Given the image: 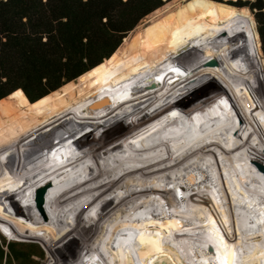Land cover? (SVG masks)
<instances>
[{"label":"bare ground","instance_id":"6f19581e","mask_svg":"<svg viewBox=\"0 0 264 264\" xmlns=\"http://www.w3.org/2000/svg\"><path fill=\"white\" fill-rule=\"evenodd\" d=\"M226 81L225 86H217L216 81L209 78L204 81L205 85L202 82L190 90L183 91L177 97L164 100L162 108L151 111L148 130L143 137L132 139L129 134L131 135L135 130H125L107 137L110 131L89 140L67 162L35 181L25 202L33 204L41 202L48 208L50 206L51 211H53L52 208L55 211L53 207L55 205L59 213L62 212L59 202L63 203L64 210L69 207L71 208L68 212L75 210L72 217L75 224V217L90 216L85 220L84 227H91V230L77 233L90 260L96 253L91 246L94 242L91 239L98 232L96 241L97 238L100 241L105 240L104 244L111 246L112 251L117 254L115 264L125 263L117 251L120 247H122V254L131 259V264H137L133 256L138 258V264H185V260L189 255L193 257L195 251L190 242L192 239H189L190 234L181 230L183 224L175 220V224L172 225L173 221L167 218L174 215L173 217L186 223V228L200 235L199 238L202 240H199V243L201 242L199 247L207 258L216 255V259L220 260H218L219 263L223 264H264V254L260 252L259 243L264 231V213L255 209L254 204L252 205L248 198L249 194L244 184L242 185L243 181L241 184L238 182L237 185L243 192L244 198L246 196L245 199H248V209L237 199L238 193L235 195L229 188L230 182L222 178L229 174L230 179L238 176L240 178L241 171H247L246 177L252 182L251 187L264 211V132L256 119L258 117L264 125V79L247 89L230 94L226 93L230 89V80ZM201 109L204 111L201 112ZM226 113L233 115L237 128L250 150V155L241 146L231 123L226 121ZM123 120L124 117H120L116 122L121 123ZM132 122L136 121L132 120ZM57 142L52 138L40 145L55 148L59 146L56 145ZM234 147L238 148V159H241L239 162H235L237 156ZM201 150L206 153V159L198 155ZM145 156L150 157L152 164L154 163L159 170H157L158 173L170 174L172 186L168 183L169 188L161 187L155 176L146 181L152 183V186L137 180L135 173L143 178L149 171ZM175 167L184 173L186 170L188 171L186 173H190L191 180L185 178L190 181L188 188L180 184L181 178L175 175ZM201 170L205 171L204 178L193 177V174ZM126 176L136 180L133 182L135 184L121 179ZM133 187L138 190L132 189ZM42 188H45V191L41 194ZM220 189L233 201L237 214H226L223 195L214 194ZM36 192L41 195L33 197L31 193ZM47 194L50 195L47 197ZM94 194H96L95 197ZM175 194L183 195L188 202V207H185L184 199ZM89 196L93 202L83 206L82 203ZM128 198L131 200L130 204L125 201ZM177 210L180 211L176 212ZM62 213L61 215L65 218V214ZM112 217L114 222L111 221ZM10 219L17 222L19 219L23 220V215L15 209L0 224L11 235L22 237V234L18 235L20 230L11 225ZM103 221L107 224L100 226ZM69 224L71 226V223ZM113 224H117L121 229L120 233L114 229ZM237 225H243V228L240 227L241 230H238ZM56 226L62 227L60 223ZM84 227L83 229H87ZM155 227H159L160 230L157 228L156 232H152L151 229ZM71 228L73 231L76 229L73 226ZM51 233L53 238L58 240L67 262L60 255L59 258L55 251L49 264H84L83 254H79L77 247L70 251L71 254H65L68 245L73 241L69 240L65 246L63 240H60L69 239L67 228L60 229L58 234L54 231ZM231 233L234 240L231 238ZM130 234L134 238H131ZM138 234L141 243L138 241ZM244 238H246L245 241ZM131 242L137 247H134ZM135 249L138 254L134 255ZM234 250H236L235 253L230 255ZM158 254L166 259L163 263L158 259ZM102 261L99 259L100 263L96 262L103 264ZM201 261L199 264H205ZM92 263L91 260L90 264ZM107 264L111 262L108 261Z\"/></svg>","mask_w":264,"mask_h":264},{"label":"rangeland","instance_id":"374dc122","mask_svg":"<svg viewBox=\"0 0 264 264\" xmlns=\"http://www.w3.org/2000/svg\"><path fill=\"white\" fill-rule=\"evenodd\" d=\"M181 1L183 0H173L172 2L164 5L162 8H160L159 10L151 14L149 17L144 19L135 30H133L132 32L128 34V36L123 40V43L121 44V46L118 48V50L113 54V56L110 59L106 60L103 63V65H101L96 70L90 72L89 74L85 75L82 78H78L66 84L59 91L53 93L52 95L48 97L49 99L54 97L53 99L45 101V102H43V100L39 102H34V103L28 102L23 112L21 113L18 112L16 113L15 116L8 118V119L6 117L7 114L3 115L5 116L3 117L4 119L0 116V119L2 121L1 122L2 128L0 129V165H2L5 161L10 160L13 156H16L26 151L30 147H33L37 144H43L52 138L58 141L56 145H59L60 147L63 145L67 146L68 144L76 140H78L79 142L82 140L68 154L64 155L63 160L59 164H57L55 167L51 168L47 172L29 179L28 182L25 184V186L21 190L13 194L12 193L10 194L9 191H5L6 194L4 196L3 195L4 192L2 191L3 188L0 186V224L4 221V219L8 215H11V213L15 209H17L18 212L21 215H23V220L19 219L17 220V222H14L12 219H10L9 221L11 222V225H13L15 229L20 230L18 235L22 234L24 236V237L23 236L20 237V236L11 235L10 232H7L6 230L3 229L2 226H0V241L2 243L5 241L6 244H9L10 242H24L28 244H31V243L35 244L37 246L35 247L36 249L39 248L40 250H42L43 256L42 257L34 256V257H31V259L29 258V260H31L30 264H49L50 259H53V256L55 255V251L58 257L59 255L60 257L62 256L61 258L64 261L66 260L65 262H67V258L65 259L66 256L63 255L61 252L58 240L55 237L53 238L52 233H51L54 231L56 234H58V231L64 228H67V231L69 232V239L66 241V239L65 240L60 239L59 237L60 240H63V245L68 243L69 240H73L68 245L67 250L65 251L66 255L71 254L70 251H73L77 247V249L79 250V254L80 253L83 254L82 258H83L84 264H90L91 260L93 262L92 264H98L97 262H99V259L103 260L102 261L103 264H107L108 261H110L111 264H115L114 260L116 259V257H118L117 254L114 251H112L111 246L104 244L105 240L101 239L100 241V239L97 238V241H96V234L98 235V232H97L94 238L91 239V241H94L92 242L91 246L94 248L96 253L92 255V251H90V248H89V252L92 255L91 256L92 259L90 260L88 252L84 249L80 241V238L77 235L78 232L83 233L84 230L87 232L91 230V227H88V226L84 227V223L86 224L85 220H87V218H89L90 216L87 215V217H81V218L75 217L76 224H77L76 226L75 221H72L73 212L75 210L68 212L69 208L71 207L66 208L64 210V207L62 206L63 203L61 204L59 202V208H61V211L63 212L61 213L63 215L65 214L64 215L65 218L61 215V213H59L60 211L55 207L53 203L52 204L54 205L53 207L55 208V211L53 208H52L53 211H51L50 206L48 208L41 202H38L37 204L25 202L26 197L29 196L32 188L34 187L33 186L34 182L37 181L40 177L45 176L50 171L54 170L55 168L59 167L63 163L67 162V160L73 157V155H76L75 153L77 152V150H79L83 144H87L89 140L97 138L110 131L111 132L107 137H109L112 134H117L120 131L122 132L125 130H129V131L135 130L134 132H132L131 135L129 134V136H131L132 139L143 137L148 130V125L151 119L150 113L152 110L156 108H162L163 106L162 103L164 100L170 99L171 97H177L183 91L190 90L195 85H198L202 82H203L202 84L205 85L204 81L209 78L215 80L217 86H221V85L225 86V84L227 83L226 80H230V83H229L230 89L229 91H226L227 94L234 93L242 89H247L251 87L252 85L260 82L262 79H264L263 77L264 54L262 52V46L260 45L261 39H260V42L259 40H256L254 36V32H253L254 30L258 32V23H257L254 12L250 10L248 7H243L238 10H233L232 7H235V6H231L226 3L224 4L210 3L208 0H188L181 6V8L175 10L174 12L165 16L164 18L158 20L157 22L145 28L146 25H148L152 20L157 18V15H159L160 13H163L165 9L168 8L169 5L173 3H178ZM183 2H181L180 4H182ZM180 4H178L177 6H179ZM177 6L173 7L169 11L173 10ZM169 11H167L166 13H168ZM166 13H164L163 15H165ZM252 20H254V22H250ZM247 22H250V23L244 25L243 27L229 34L234 28L241 26ZM203 26L204 27L210 26V27L207 30H205L203 33L199 34L198 36H196L195 38H193L192 40L184 44L183 46L174 50L165 60H163L159 64L139 73L138 75L128 80H125L124 82L101 93L95 98L76 106L75 108L67 111L66 113L49 120L48 122L34 128L33 130L23 135L24 128L31 126V125H35L44 117V115H46V113L54 110L55 108L59 106H63L67 104L68 102H70L73 92L79 95L82 91L85 90L86 86H88L90 83L100 81L108 77L115 70H120V69L125 68L127 66V61L132 59V55L138 43L145 42L147 40H155L156 39L155 35H158L159 33L165 32L168 30L175 31V30L180 29V30L185 31L191 28L193 29L196 27H203ZM216 41H219V42L214 44L210 48L206 49L205 51L195 55L194 57L186 61H184L185 58H182V55L190 51L191 49L202 46L208 42H216ZM246 42H250V45L248 47H244V44ZM198 65L200 67L196 69V71H194ZM104 66L106 67L103 70L99 71ZM161 66H164V69L166 72L163 71ZM159 70H161L163 73L155 77L151 82L155 80L161 81L162 79L174 77L177 75H187V76L185 80L171 87L167 91L153 97L152 99L147 100L144 104L134 109L139 96L142 95L145 98L148 96V94L151 91V87L149 86V84L144 86L143 88L137 90L136 92L128 96L127 108L124 111L113 116L112 118H109L103 121L99 125L93 127L92 129L68 141H62L61 135L63 134V132H66V130L64 129V125L67 122H69L71 119L79 118L81 115L85 114L87 111L91 109L93 110L99 106H102L109 98L113 97L114 95L121 92L122 90L124 91L131 90L133 83L136 82V81L133 82L135 78H139V80H147V76L151 75L152 73H156ZM81 81L83 82L80 85L73 87L76 83H79ZM4 103H8V105H13V103L10 101L4 102ZM0 104H1V101H0ZM13 111L17 112L19 110L14 109ZM200 111L203 112L204 109H201ZM231 115L232 114L226 113V116H225L226 121L231 123V127L233 128V130H235V132L237 133V136L239 137L241 146H243V149H245V152H247V154L250 155V150L248 149V146L246 145V142L243 139V136L241 135V133L239 132L237 128L236 121L234 120L233 115L232 116ZM120 117H124V120L121 123H117L116 120ZM256 119H257L259 126L261 127V130H263L264 132L263 123L260 121L258 117H256ZM132 120H135L136 122H132ZM237 149L238 148L234 149L236 156H237V158L235 157V160H236L235 162H239V160H241L240 158L238 159L239 155H238ZM224 150L228 152L227 149H224ZM133 154L135 155L136 153L133 151ZM198 155H201L204 157L203 159H206V153H203L202 150L200 151ZM145 161L147 163V166H149L148 168L151 173L147 171L144 174V177H143L144 179L140 177L139 174L135 173V177H137V180L144 182V184L152 186V183L150 184V182H146V181L150 180V178L155 176V179L157 180L158 183H160L159 185L161 187L163 188L165 187L166 189L170 187L169 185L172 186L173 182L171 178H169L170 174L164 173V175H162L158 173L159 170L157 169L154 163L152 164L150 157L145 156ZM214 168H216V166ZM257 168H259V166H257ZM186 171L184 173L183 171L178 170V168L176 167L174 168V173H176L175 175L181 178V179L179 178L180 184L181 185L183 184L184 187L188 188V183L190 181H187L186 179L187 178L188 180H191V179L189 177L190 173H186ZM204 172H205L204 170L196 172L195 175L193 174V177L196 176V178H204L205 177ZM241 173H242V177L240 178L238 176L235 179L233 178L230 179V176H231L230 174L227 175L228 177L224 175L222 176V178L228 183L230 182L229 184L231 186L229 188H231V190L234 191L235 195L238 193L236 195L237 199L244 205V207H246V209H248L249 208L248 199H245L247 198L246 196L244 198L243 192L238 189L239 186L237 185L238 182L241 184V182L243 181L244 183H242V185L244 184L243 186L245 190L247 191V193L249 194L248 198H250L249 200L251 201L252 205L254 204L253 206L255 207V209L259 210L261 213H264L262 206H261L262 204L259 201H257L256 194L251 187L252 182L248 181V177H246L248 176V172L245 170L244 171L242 170ZM9 175L10 174L1 175L2 178H4L3 183H6L8 181L6 177H8ZM251 175H254V174L251 173ZM25 176L26 175H23V178H20L21 184L24 183L26 179L24 178ZM100 179L102 180V178ZM121 179L127 180V182L130 181L131 183L136 181V180H132L131 177H128V176L121 177ZM160 179L162 180V182ZM241 179H244V180H241ZM164 183L166 185H164ZM168 183L170 184L168 185ZM135 188L136 187H133L132 189L135 190ZM5 189L7 190V188ZM136 190L138 189L136 188ZM43 191H45V188H42L41 194L43 193ZM37 192L35 194L31 193L32 196L39 197L41 194H38ZM241 192H242V195H241ZM215 193L223 195L224 202L226 203V207H225L226 214L227 213L237 214V209L234 206L233 201H231L229 196L226 194V192L220 189V191L214 192V194ZM49 195L50 194H47V197ZM175 195L184 199L185 207H188V202L183 195H179V194L178 195L175 194ZM6 196L7 197L9 196V200L7 201H5ZM95 196L96 194H94V197ZM118 196L119 195H117V197ZM169 197L171 198L170 195ZM86 199H85L86 201L82 203L83 206H87L91 201L93 202V199L91 200L90 196L86 197ZM125 201L127 204H130L131 200L130 198H128V199H125ZM82 205H80V207H82ZM179 211L177 210L176 212H179ZM70 212L72 214H70ZM173 216H167V218L173 221L171 222V224L174 225L175 224L174 222L179 221V224H183V228H181V230L184 232L187 231V234H190V236L188 235L189 239L191 238L194 241L193 242L192 240H190V242L192 243L191 245H193L195 252L193 253V257L191 255H189L188 257L187 255L188 257L187 260L184 259L185 264H199L200 260H202L203 263L205 264H223L221 262L219 263L220 260L216 259V255L210 256L209 258H207L204 252H202L199 247V244L201 243V242L199 243V240L200 239L202 240V238H199L200 235L192 232L191 229L186 228V223H184L182 220L180 221V219H178L177 217H173ZM111 221L114 222L113 217L111 218ZM68 222L71 223V226L76 227L74 231ZM105 222L104 221L101 222L100 226L107 224V222L106 223ZM58 223H60L62 227L56 226V224ZM237 226H238L237 229L241 230L240 227H242L243 225L241 226L237 225ZM83 227L87 229H83ZM157 228L158 230H160L159 227H155L151 229L152 232H156ZM114 229L120 233L121 229L117 226V224L114 225ZM190 231L191 233H188ZM192 233H193V236H192ZM131 234H130V237L132 236ZM243 235H248V233H243ZM211 236L214 239V235H212V233H211ZM137 237H138L139 243H141L140 235L138 234ZM131 238H134V237H131ZM231 238L234 240L232 233H231ZM245 240L246 238H244V241ZM259 243H260V249H261L260 252L261 254H264V231L262 232V239L259 240ZM132 245L134 247H137L136 244L132 243ZM5 249L6 251H8L6 247ZM117 251H118L119 256L125 262V263L121 262V264H131L132 263L131 259H128L126 255L122 254L123 253L122 247L117 248ZM235 251L236 250L231 252L230 255L235 253ZM133 253L134 255L138 254L137 249H135ZM185 256H186V252H185ZM190 256L192 258L194 257L197 258V260L195 258L192 259ZM157 257H159L158 259H160L162 263L166 260L161 257V254H158ZM133 260L134 261L137 260V264H138L139 262L138 258L133 256ZM15 264H22V263L16 262Z\"/></svg>","mask_w":264,"mask_h":264},{"label":"trees","instance_id":"16d2710c","mask_svg":"<svg viewBox=\"0 0 264 264\" xmlns=\"http://www.w3.org/2000/svg\"><path fill=\"white\" fill-rule=\"evenodd\" d=\"M172 1L0 0V116L3 118L5 117L3 115L7 114L8 119L18 112H23L28 102L34 103L42 100L45 102L53 99L54 97L51 99L48 97L66 84L84 77L103 65L118 50L128 34L135 30L144 19ZM183 1H181L182 4L178 2L169 5L145 28L181 8L188 0ZM208 1L235 6L232 7L233 10L243 7L252 10L258 23L259 32L258 34L254 30V36L259 42L261 39L260 45L262 43L264 53V0ZM178 4L180 5L177 6ZM175 6L177 7L169 11ZM167 11L169 12L166 13ZM164 13L166 14L163 15ZM250 22H254V20ZM250 22L234 28L229 34ZM209 27H196L185 31L168 30L155 35V40L138 43L132 59L127 61L125 68L115 70L108 77L90 83L79 95L73 92L70 102L46 113L35 125L24 128L23 135L159 64L174 50ZM219 41L208 42L191 49L183 54L182 58H185L184 61H186ZM249 45L250 42H246L244 47ZM199 67L198 65L194 71ZM161 68L165 71L164 66ZM162 73L161 70L152 73L147 76V80L135 78L133 82H136L133 83L131 90H122L109 98L102 106L87 111L79 118L71 119L64 125L66 132L61 135L62 141H68L124 111L127 108L128 96L144 86L149 84L151 91L145 98L142 95L139 96L134 109L185 80L187 76L177 75L151 82ZM83 81L76 83L73 87L80 85ZM9 101L13 105L4 103ZM14 109L19 111H13ZM1 122L0 119V129L2 128ZM80 142L76 140L67 146L55 148L42 147L37 144L5 161L0 165V183L2 184L0 186L3 188V195L5 196V191L13 194L21 190L29 179L55 167L63 160L64 155L68 154ZM7 174H10L6 177L8 181L3 183L4 178L1 175ZM23 175H26L24 177L26 179L21 184L20 178H23ZM7 200H9V196L5 197V201ZM35 247L37 246L32 243L10 242L6 244L5 241L3 243L0 241V264H15L16 262L30 264L29 258L43 256L42 250Z\"/></svg>","mask_w":264,"mask_h":264},{"label":"water","instance_id":"95a60500","mask_svg":"<svg viewBox=\"0 0 264 264\" xmlns=\"http://www.w3.org/2000/svg\"><path fill=\"white\" fill-rule=\"evenodd\" d=\"M214 1V0H213ZM259 38H260V35H259ZM261 46H262V43H261ZM262 52H263V50H262ZM264 54V53H263ZM263 77H264V71H263ZM263 170H264V168H263Z\"/></svg>","mask_w":264,"mask_h":264}]
</instances>
